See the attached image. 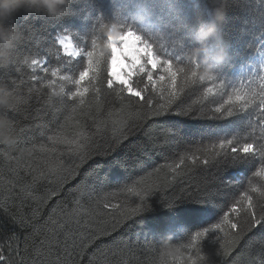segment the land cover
<instances>
[{
  "label": "trees",
  "instance_id": "obj_1",
  "mask_svg": "<svg viewBox=\"0 0 264 264\" xmlns=\"http://www.w3.org/2000/svg\"><path fill=\"white\" fill-rule=\"evenodd\" d=\"M219 2L72 0L68 14L57 21L24 9L15 13L10 22L18 26L21 39L13 63L0 69V80L27 102L20 105L18 113H10L15 123L16 144L0 145V255L5 257L2 264H157L161 236L173 232L177 243L188 244L192 234L220 220L239 193L249 187V178L253 179L254 186H260V179L253 177L258 161L238 167L215 162L194 166L186 161L176 176L161 167L178 162L180 155L209 143L220 133L222 126L206 118L211 115L209 109L214 107L211 103L195 105L191 116L175 115L180 107L196 100L207 83L186 90L172 112L155 118L149 115L143 121L136 119L135 114L150 113L146 100L137 102V98H132L133 106L124 107L123 113L117 116L115 113L121 104L114 96L109 97L110 102H104V115L100 117L106 120L108 131L94 136L91 158L77 169L75 165L79 160L61 148L60 152L65 154L57 156L66 168L75 169L74 175L59 186L55 175L33 184L41 161L51 159L33 151L34 146L45 142L42 133L51 135L42 126L55 129L67 115L64 112L54 117L50 105L55 104L57 108L70 105L56 98L49 100L47 88L29 92L33 87L39 89L40 84L33 85V72L22 63L25 57L39 58L37 54L42 55L65 28L81 35L90 34L95 19L102 17L104 22L118 19L132 25L154 39L157 45L164 44L169 51L187 58L185 52L194 45L188 35L189 23H194L198 15L210 20ZM223 3L226 15L220 23L218 43L227 49L228 57L209 74L236 82L241 78L247 80L252 78L253 70L259 71L264 53V0H223ZM81 26L85 27L83 32ZM49 66H57L55 58L50 60ZM197 71L204 73L202 67ZM35 74L45 76L40 71ZM145 95L147 99L149 94ZM88 100L95 113V99L90 96ZM159 102L154 97L152 107ZM87 112L85 108L80 114L82 122ZM109 112L113 113L110 118ZM113 119H127L131 129L126 133L128 138H121L118 147L111 133ZM173 126L179 130V140H170L163 133L164 128ZM89 131L95 132L90 120ZM196 155L201 160L205 158L199 152ZM155 169L159 172L148 176ZM141 177L146 178L144 185H154L146 198L148 208L121 219L118 209L112 206L140 204L139 197L127 189L143 187L136 184ZM78 185L81 186L78 188ZM53 191L54 196L50 195ZM191 197L206 201L196 205L207 207L206 215L194 218L184 212L186 204L194 203ZM170 201L176 202L171 210ZM101 230L107 234H101ZM231 238L217 241L212 237L202 242L206 264H249L251 257L264 252L262 230L246 233L231 247L229 254L224 255L221 243L227 246ZM185 252L187 256L196 255L192 250ZM184 262L187 264V258ZM196 264L205 262L197 259Z\"/></svg>",
  "mask_w": 264,
  "mask_h": 264
},
{
  "label": "snow or ice",
  "instance_id": "obj_2",
  "mask_svg": "<svg viewBox=\"0 0 264 264\" xmlns=\"http://www.w3.org/2000/svg\"><path fill=\"white\" fill-rule=\"evenodd\" d=\"M104 21V18L97 17L90 27V34L85 32L81 35L65 28L52 39L50 47L42 55L37 54L39 58L25 57L22 61L33 72V85L40 84L39 89L33 87L29 92H39L47 88L49 100L56 98L65 105H70L65 108L50 105L54 117L64 112L67 115L64 122L55 129H50L47 125L42 126L50 131L51 135L42 133L45 135V142L34 146L33 151L51 159L41 161L38 174L33 176V184L55 175L59 186L74 175L75 169L66 168L64 161L57 156L58 153L59 156L65 154L60 152L61 148L79 160L75 165L77 169L91 158L94 136L108 131L106 120L100 117L104 115V102H110L109 97L114 96L121 104V108L116 110L117 116L123 113L124 107L133 106L132 98H137V102L146 100L151 109L150 113L135 114L136 119L143 121L148 119L149 115L155 118L172 112L173 106L179 103L186 90L203 87L207 83L208 86L203 87L200 96L190 104L180 107L175 115L191 116L195 105L211 103L214 107L209 109L211 115L206 118L222 126L220 133L216 134V139H210L209 143L180 155L178 162L161 167L168 168L173 176H176L180 174L179 169L186 161L194 166H208L215 162L233 167L259 162L253 177L260 179V186H254L253 179L249 178V187L239 193L220 220L196 231L190 236L189 243L184 245L186 251L192 250L196 254L195 257L188 255L187 264H196L197 259L206 264L207 257L203 254L202 242L212 237L217 241H226V238L231 236L227 246L221 243V247L225 249L223 254L228 255L231 247L238 244L246 233L254 229L264 231V53L261 54L259 71L253 70L252 78H241L236 82L205 72L199 73L197 69L201 67V63L198 60L177 55L169 51L164 44L157 45L154 39L132 25L118 19L112 20L114 22ZM84 30L85 27L81 26V31ZM53 58L56 59L57 66L50 67L49 63ZM37 71L43 72L45 76L36 75ZM146 93L149 94L147 99ZM90 96L96 101L95 113L92 112L88 100ZM154 97L161 102L152 107ZM19 101V105L11 113H18L20 105L27 102L23 97H19ZM85 108L88 109L87 118L82 122L80 114L84 113ZM112 116L113 113L109 112L108 117ZM131 116L129 113V117ZM89 120L95 132L89 131ZM130 131L127 119L112 120L111 133L117 147L122 142L121 138H128L126 133ZM163 133L170 140L180 139L179 130L175 126L164 128ZM197 152L205 158L201 160L196 155ZM28 167L31 169V165ZM158 172L159 169H155L153 173H148V176ZM145 179L141 177L136 184L144 185ZM81 184L83 185V181ZM153 186H133L127 189L130 193L134 192L141 201L135 207H112L118 209L121 219L146 211V198L151 195ZM50 195L54 196L56 192L53 191ZM190 199H193L194 203L184 206L187 215L195 218L207 214V207L196 206L206 201L198 197ZM175 203L168 202L170 210ZM107 206L105 204V207ZM101 234L107 233L101 230ZM4 261L5 257L0 255V264ZM249 264H264V252L259 253L258 257H251Z\"/></svg>",
  "mask_w": 264,
  "mask_h": 264
},
{
  "label": "clouds",
  "instance_id": "obj_3",
  "mask_svg": "<svg viewBox=\"0 0 264 264\" xmlns=\"http://www.w3.org/2000/svg\"><path fill=\"white\" fill-rule=\"evenodd\" d=\"M72 0H0V69L13 63L14 52L21 39L18 26L11 23L15 13L24 9L26 12L42 13L50 21L63 19L70 10ZM226 15L223 0L212 12V18L205 20L198 15L194 23H189L188 35L194 41L193 47L185 52L201 63L205 73L228 57L227 49L220 45V23ZM19 96L0 80V145L12 146L17 142L15 123L10 113L19 105ZM175 233L167 232L159 238V257L157 264H183L188 256L184 245L174 239Z\"/></svg>",
  "mask_w": 264,
  "mask_h": 264
}]
</instances>
